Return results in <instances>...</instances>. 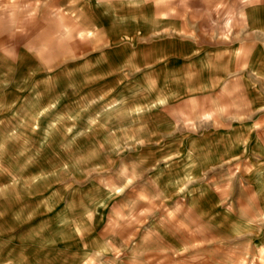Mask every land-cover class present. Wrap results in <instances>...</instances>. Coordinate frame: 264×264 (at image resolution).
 <instances>
[{"label":"rangeland","instance_id":"rangeland-1","mask_svg":"<svg viewBox=\"0 0 264 264\" xmlns=\"http://www.w3.org/2000/svg\"><path fill=\"white\" fill-rule=\"evenodd\" d=\"M0 264H264V0H0Z\"/></svg>","mask_w":264,"mask_h":264}]
</instances>
